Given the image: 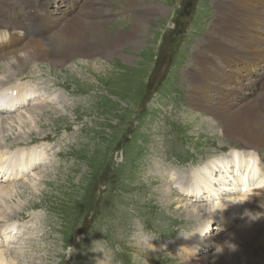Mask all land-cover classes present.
Returning <instances> with one entry per match:
<instances>
[{
    "label": "rangeland",
    "instance_id": "1",
    "mask_svg": "<svg viewBox=\"0 0 264 264\" xmlns=\"http://www.w3.org/2000/svg\"><path fill=\"white\" fill-rule=\"evenodd\" d=\"M36 1L39 0H28L29 6L35 8ZM50 1L44 0L29 30L0 28V54L10 48L20 51L26 40L48 37L59 26L70 23L62 25L58 23L59 18L51 25L46 23L47 15L52 9H61L63 2L69 3L75 11L69 0ZM143 1L147 9L148 6L154 8L144 16L143 27L136 30L135 21L140 18L143 7L132 6L134 0H91L93 5L88 16L97 17L94 24L105 22L104 34L95 38L91 32L87 40L106 50L89 52L93 57L67 55L54 62L55 57L30 60L26 56L17 61L18 68H10L4 63L5 59L0 58V82L15 76L24 80V85L19 84L16 90L27 97L12 112L0 114L10 122H5L0 132V143L19 145L40 134L39 138L44 139L54 131L59 133L52 141L35 142L34 145L59 142L46 159H41L44 146L17 145L16 148L23 149L20 160L15 162L12 157L8 160L9 165L28 170L18 173L22 176L18 181H13V176L3 179V184L17 187L13 194L16 196L4 197L7 202L3 203L20 214L16 213L13 220L0 219V241L10 234L3 229L8 222L25 229L24 234L9 242L16 264H98L100 260V264H108L103 260L102 251H91L93 241L97 240H107L97 247L108 246L106 251L111 264H190V260L202 257L208 260L200 264H213L215 244L242 229V213L250 209V205L241 207L239 218L233 216L232 219L237 220L230 223L224 222L226 215L211 222V212L197 221L195 219L201 216L192 217V214L200 209L191 211L187 207L229 204L225 187L237 186L234 196L252 191H247L249 188L244 191L236 185L242 170L235 161L230 163L226 173L219 171L223 170L222 161L231 159L240 149L239 142L245 140L220 137L222 124L213 123L211 110L226 111L219 101L232 96L229 88L234 84L247 85L236 91V102L248 96L251 104H255L264 94V66L261 67L264 60L257 66L254 64L264 55V42L260 41L264 39V0H258L262 12L252 21L247 20L245 9L255 0H243L245 4L240 5L236 15L230 14L235 22L239 17L249 22L238 29L243 31L242 38L235 36L234 25L236 32L222 33L220 0ZM187 1L193 3V7L189 9L181 33L178 22ZM15 9L22 11L24 6L16 4ZM37 18L43 21L44 27L38 24ZM27 24L29 26V20ZM213 25L220 33L210 34ZM38 30L45 32L39 35ZM119 35H124L127 42L116 51L109 50L113 47L112 39ZM13 40L23 45L16 48ZM241 42H245L246 50L244 67L250 68L252 73L243 71L244 75H235L226 85L224 76L216 75L219 71L215 64H220L225 59L224 53H231L233 46L242 48ZM195 52L206 62L195 56ZM211 57L216 63L208 62ZM5 58L11 59V55ZM214 83H217L216 91ZM2 85L6 84L0 87ZM51 93L62 98L49 100L47 95ZM41 96L46 99L38 103ZM10 117L17 122L19 118L30 122L23 127ZM37 150H40L38 160L42 161L35 169L38 160L33 162V159ZM261 155L258 158L264 162V150ZM218 158L221 162L217 163L215 183L208 186L210 194H216L211 197L203 178L196 172L189 174L202 163V168L207 169V165ZM156 160L161 166L158 171V167H154ZM248 162L250 160L243 158L239 164ZM175 170L186 176L181 183L187 190L190 186L186 184H192L190 180L198 185L192 186L193 190L188 193L175 185L178 180L174 184L165 183L169 182L167 173ZM156 171L158 175H154ZM1 174L5 175V171H0V179ZM30 178L39 183L37 189H29ZM263 189L264 185L253 192ZM168 193H174L169 196L170 202L164 200ZM179 206L182 207L179 209ZM203 224L206 225L203 232L211 224L212 231L202 240L199 232L204 229ZM196 228L200 230L197 232ZM251 232L255 236L248 241L234 239L239 250L232 251L230 258L219 255L215 264H264V240L261 239H264V228L257 235L255 228ZM1 242L0 249H4ZM115 245H119V252L114 251ZM204 247L207 250H203ZM194 248L201 252L194 253Z\"/></svg>",
    "mask_w": 264,
    "mask_h": 264
},
{
    "label": "bare ground",
    "instance_id": "2",
    "mask_svg": "<svg viewBox=\"0 0 264 264\" xmlns=\"http://www.w3.org/2000/svg\"><path fill=\"white\" fill-rule=\"evenodd\" d=\"M69 1L71 2V4L73 3L75 11L72 10L71 6H69V3L63 2L64 5L62 3L60 5V6H62V8L59 10L52 9L51 13H49L47 15L49 19H46V23H48L49 25L54 23L55 18L61 19L60 21H58V23L61 22L62 25H65L69 21L70 23L68 25L59 26L55 30L53 27H51V30L52 31L54 30L52 32L53 35H49L48 37H43L42 39H40L38 37L33 38L31 40L28 39L25 41L24 45L22 42H16L13 40L12 42L15 43L16 48H20L23 45L22 49H20V51H14L15 50L14 48L5 49V51L7 53L5 52L3 54H0V58L5 59L4 63L6 62V64L8 66H10V68H13L14 66H16V68H18L17 66H19V65L17 64V61L21 58H23V60H24V57H26V56H28L30 60L31 59H35V60H37V59L43 60L44 59V60H46L48 57H55L53 59V61L54 60L60 61V60H63L67 55H70V56L75 55V57L78 56V57H89L90 58L93 56L91 54H89L90 55L89 56L88 55L89 52L96 53V51L97 52L106 51L105 48L98 47V45L94 44V43L90 44V42H89L90 40H87L91 36V34H90L91 32L94 33L93 37H95V38L99 37L97 35L104 34V33H102V30L104 29V23L105 22H103V20H102V21H98L96 24H94L95 20H97V17L96 16L91 17L92 16L91 15L89 18V16H88L90 8H91V4H92L91 0H82V1H80V0H69ZM141 1H143V0H134V2L131 4L132 6H134V7L137 6L140 9L143 7L141 9L142 11L140 13V18L137 21H135V25H136L135 29L136 30H139L143 27V24L145 22L144 16L146 14L152 13L151 9L154 8V6H152L150 8L148 6V9H147V6H145L144 1L143 2H141ZM230 1H232V0H220V2H219L218 6L221 7V10L223 11L222 16L220 17V21H221V24H220L221 28L220 29L223 31L222 33L236 32L233 29V25H234V27L237 30V33L235 34V36L238 38H242L243 37V31H239L238 29L241 27H243V28L246 27L249 24V22L241 19L240 17L238 18V21L235 22V20L230 17V14L236 15L240 5L245 4V3L243 0H233L232 3H230ZM255 1L256 2H252L251 5L247 6L245 9V14H246L247 20H249V21H252L254 19L255 15H258L259 13L262 12L261 8L259 7V1L258 0H255ZM43 2H44V0L36 1L34 3L35 4V8H34L32 6L31 7L29 6L28 0H0V28L12 29L14 31H27V30H29L31 28V23H32L31 21L37 15L35 13L40 8H42ZM50 2L53 3V0H51ZM80 3L82 4V6H80ZM16 4H22L24 6V10L19 11V10L15 9ZM80 7H81V9H80ZM77 10H79V11H77ZM71 14H73V15L70 17ZM44 16H45V12H43V17ZM21 19L24 20L25 22L22 21ZM28 20L30 23L29 26L27 24ZM37 22L39 25L44 27L42 20H40V22H42V23H40L39 18H37ZM217 25H218V22H217ZM38 31H39V35L42 32H45V30H38ZM214 32L220 33L217 30L216 26H214V28H213V30H211L210 34H212ZM260 41L264 42V39L260 40ZM124 42H127L126 37L124 35H119L116 39H112V45L114 48L112 47L109 50L116 51V49H118L119 46L122 45ZM229 43H232V40H229ZM7 44H9V41H7ZM1 45L4 46V44H1ZM241 46H242V48H240V49H236L235 46H233L234 50L231 53H224L225 59L220 64H215V68L219 71V73L216 75L222 74L224 76L226 85H228L230 78H233L235 75L242 76L246 72L252 73L251 69L248 67H244L246 64H243V63H245V61H243V52H246V50L244 51L245 42H241ZM9 51H10V53H8ZM8 54L11 55V59L5 58L6 55H8ZM56 55H58V56H56ZM195 56L200 57V54L196 53ZM200 58H201V61L206 62L205 59L203 60L202 57H200ZM263 60H264V55L260 56L257 63L256 62L254 63V64H256L255 66L259 65ZM208 62L216 63V60L213 57H211L208 60ZM248 63L250 64L251 62H248ZM263 66L264 65H262L261 67H263ZM217 70H216V73L218 72ZM243 71L245 72L244 74H242ZM202 72H200V73H202ZM27 79H32V78L28 77ZM23 81L24 80H19L15 76L14 78L0 82V85L4 84V83L6 84V85H2L0 87V103L5 104V106L0 105V108H1L0 114H4V113L8 114V113L12 112L13 108L16 107V105L19 107V104H22L23 101L27 100V97H23V95L19 94L18 91L16 90L17 86L19 84H23ZM28 83H30V82H28ZM216 84L217 83L213 84L215 91L217 90ZM262 84H264V82H262ZM226 85H225V88H227ZM28 87H29V85H28ZM191 87L193 89L197 88V86H191ZM246 87H247V85H244L243 83L231 85L229 89L231 90L232 96H230V97H226V96L222 97L225 91L224 90L221 91L220 95H221L222 99L219 101V105L221 107H223L224 109H226V111H218V109H214V110H211V112H212V116L214 117L213 123L214 124H216V123L222 124V128L220 129L222 134L220 135V137L226 138V139L245 140V141L239 142L240 146H238V147L240 149H239V151L235 152L234 156L231 159H227V160L222 161L223 170L219 169V171L222 173H226L230 167V163L235 161L236 165L240 168V170H242L240 181L238 183H236V185H239L241 187L247 186V187H249V189L247 191H249V190H252V191H250V192L246 191L247 193L241 192L240 194H238V196H234L233 191L237 190V186H234V188L225 187L229 193L228 194L229 195L228 200H230V201H232V200H246V201L242 204L241 203H233V202L228 201L230 203L225 205V206L221 205L222 204V202H221V204H219V203H217V204L216 203H210V204L207 203V204H200L199 206L192 205L193 208L187 207L191 211L193 209L194 210L200 209L199 211H197V213L192 214V217L193 216L196 217L197 215L201 216V217H198L197 219H195L197 221H202L203 217L208 216V214H210V212H211L213 214V216H211V218H210L211 222L212 221L216 222V221L220 220L219 218L221 216H224V215H226V217H224V219L222 218L224 220V222L227 220H228L227 223H230L231 221L234 222L235 220H237L239 218V211H240L241 207H244L246 205H250V209L253 211L264 212V208L259 207L260 200L264 201V189L262 191L253 192V189L256 190L260 186L264 185V162H263V159L258 158V157L262 156L261 151L264 150V94L261 95V97L259 96L260 98L258 99L257 103H255V104H251V99L248 96H245L243 101L236 102L234 100L235 95H236V91L245 89ZM29 88H31V87H29ZM47 96H48L49 100L52 98V100L58 101L59 98H62V95L58 96V94H56V93H51ZM56 96H57V98H56ZM39 99H40V101H37V102L41 103V101L45 100L46 98H45V96H41ZM38 103H36V104L38 105ZM199 107H200L199 109H201V110L204 109L203 108L204 106H199ZM10 118L13 120L12 122H15L19 126H23V127H25L26 124L28 125V123L30 122V121H25L26 119H21V118H19V121L17 122V119H14L13 117H10ZM33 120L37 121V119H35V118ZM7 121L8 120L6 118H4L3 116H0V132L2 129H4L3 126L6 125L5 122H7ZM8 123H10V122L8 121ZM29 125H32V122ZM217 133L219 134L220 132H217ZM40 135H42V134H40ZM58 135H59V133H57V131H54L47 138L42 139V138H39V136H35V137L30 138V139H25V141L23 143H19V145L18 144L17 145H18V147L44 146L45 151L42 154L41 159H46L47 158L46 156H48L50 154L48 152L52 151L53 148L55 147V145H57L59 142L54 141L52 143H47V144L42 143L41 145H34V144L37 140L52 141ZM0 145L3 146L2 147L3 149L0 150V171H5V175L1 174L3 177H1V179H0V219L1 218L11 219L14 217V215L16 213H19L20 211L18 212V211H15V209H10V207L8 205H5L3 203V201L7 202L3 198L16 196L13 194L17 192V190L15 191V189L17 187H15L14 185H10V184H8V185L3 184V182H4L3 179H7L8 177L13 176L12 180H16V176H18V173L22 172V174H24L28 170H25L23 167L16 168L15 166H13V164L9 165L8 160L11 157H12V160L15 162H18L20 160V155L23 152L22 148H18V147L16 148L15 146H17V145H9L8 143H6V145L5 144L3 145L0 143ZM9 149H11L12 151ZM39 151L40 150H37L35 152L33 162H36V160H38ZM59 154H60V152H59ZM243 158H246L248 161L250 160V162L245 163L243 165L239 164L241 159H243ZM41 159H39L37 161V165L34 167L35 169H37V166L39 164H41V161H42ZM218 162H221L220 158H218L215 163L208 164L207 169L202 168L204 166V163L199 164L198 165L199 167H197L195 169L193 168L194 170L192 171V173L189 174V175H193V173L196 172V175H199L201 178H203L202 181L205 182L204 186H206L205 189H207L208 194H210V189L208 188V186H210V184H211V186H213L215 183V173L217 171L216 167H217ZM154 167H156V168L158 167L157 171L159 168H161V166L159 167V162L157 160L155 161ZM157 171L154 173V175H158ZM34 172H35V170H33L31 172V174H33ZM35 176H36V173H35ZM185 177L186 176L184 175V173H178L176 170L174 172H168L166 178H169V182H165V183L174 184L175 180H178L175 185L180 186V188H181V190H183V192L188 191V193H189L190 190H193L192 186H197L198 184L196 185V183L193 180H190L192 182V184H186V186H190L189 190H187L188 188H186L181 183L185 179ZM31 178L28 179L30 181V182L28 181L30 183L28 187H29V189L31 188V189L35 190V189H37L36 186H38L39 183H37V181L32 180ZM38 178H40V177H38ZM198 180H200V179H198ZM173 194L174 193H168V196H167L168 198H166V199L163 198V199L165 201L168 200V202H170L172 200V198L169 196H171ZM199 195L206 198V195H204V193L199 192ZM215 195L216 194H210L211 197H214ZM222 201H223V199H222ZM226 201H227V199H226ZM8 204H9V202H8ZM181 207L182 206H179V209ZM222 207H225V208L223 210H217L218 208H222ZM23 209H25V208H23ZM32 209H34V208H32ZM18 210H19V208H18ZM206 212H209V213H206ZM220 212H221V214L219 215L218 213H220ZM223 213H227L228 215L223 214ZM233 216H235L237 219L233 220L232 219ZM262 218L263 219L260 218L259 220L251 221V222H249L247 220V218H243L244 221H243L242 229L240 231H238L237 233H234L232 236H228L227 238H225V240H230L233 243L235 241L234 239H237V238L239 240H247L248 241L253 236H255V233L253 234L251 232V231H253L254 228L256 231V235L260 229L264 228V217H262ZM11 220H13V219H11ZM203 225H201V226H203ZM202 228H204L202 230V232H203L204 230H206L205 229L206 225H204V227H202ZM3 229H7V231L10 234H8V237H7V235L3 234L4 237L1 240L2 242L0 241L1 243H3L2 245L5 246L4 249H0V264H16V262L13 260V256H12L11 252L9 251V249H10V247H9L10 243L9 242L16 240L15 238L18 235H22V233L24 234L25 229H22L20 227V225H18L17 223L15 224L13 222H8L7 224H5ZM199 230L200 229H197V232ZM187 238H185V241ZM261 239L264 240L263 238H261ZM103 247L105 248V250L108 249V246H103ZM197 249L198 248H194V253L195 252H201L200 249H198V251H197ZM184 250H186V249H183V251ZM203 250H207V248L204 247ZM203 250H202V252H204ZM231 252L232 251H229L227 248H225V251L223 252L222 255H227L228 258H230L232 255ZM207 260H208V257H202L200 260L199 259H193V260H190V264H200V263L205 262Z\"/></svg>",
    "mask_w": 264,
    "mask_h": 264
},
{
    "label": "clouds",
    "instance_id": "3",
    "mask_svg": "<svg viewBox=\"0 0 264 264\" xmlns=\"http://www.w3.org/2000/svg\"><path fill=\"white\" fill-rule=\"evenodd\" d=\"M121 161H117V163H120ZM248 200V199H247ZM246 200H232L231 202L233 203H244ZM260 208H264V202H260L259 204ZM225 207L222 208H218L217 210H223ZM216 210V211H217ZM264 217V212L262 211H253L251 209H245L244 212L242 213V218H247V220L249 222L251 221H256L259 220L260 218ZM220 229L217 228V231H219ZM212 231V224L209 225L207 231L205 232H199L201 239L203 240L204 238L208 237L211 234ZM77 239L79 240L80 237H77ZM107 240H97V241H93V247L91 248V251L93 252H99L102 251L104 254V261H107L108 264H111V258L109 257L108 252L105 250L104 247H97L98 244L100 243H104ZM225 248H227L229 251H236L238 249V245H236L235 243H233L230 240H225L222 243H216L214 246V252H213V264H215V260L218 259L219 255L223 254V252L225 251ZM114 251L115 252H119L120 251V247L119 245H115L114 246ZM198 251V249H197ZM101 261V260H100ZM100 261H98V264H100Z\"/></svg>",
    "mask_w": 264,
    "mask_h": 264
},
{
    "label": "flooded vegetation",
    "instance_id": "4",
    "mask_svg": "<svg viewBox=\"0 0 264 264\" xmlns=\"http://www.w3.org/2000/svg\"><path fill=\"white\" fill-rule=\"evenodd\" d=\"M191 7H193V3H192V6ZM182 13H184L185 14V16H181L180 18V20H179V22H178V30H181L180 32L182 33V29L184 28V26H185V22H186V18H187V16H188V14H189V9H187V10H182Z\"/></svg>",
    "mask_w": 264,
    "mask_h": 264
},
{
    "label": "water",
    "instance_id": "5",
    "mask_svg": "<svg viewBox=\"0 0 264 264\" xmlns=\"http://www.w3.org/2000/svg\"><path fill=\"white\" fill-rule=\"evenodd\" d=\"M192 3L191 2H187L186 5L184 6V9L187 10L188 7L191 8ZM184 15V14H183Z\"/></svg>",
    "mask_w": 264,
    "mask_h": 264
}]
</instances>
